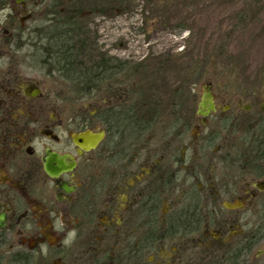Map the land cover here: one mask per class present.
<instances>
[{
	"label": "flooded vegetation",
	"instance_id": "1",
	"mask_svg": "<svg viewBox=\"0 0 264 264\" xmlns=\"http://www.w3.org/2000/svg\"><path fill=\"white\" fill-rule=\"evenodd\" d=\"M86 5L0 0V264H264V166L251 157L264 126L239 145L221 119L205 132L213 96L214 112L200 116L197 105L184 125H161L163 141L149 148L142 138L159 127L148 111L58 105L48 85L66 80L95 85L79 101L116 95L99 86L117 81V62L83 61ZM191 128L200 132L185 141ZM99 132L81 148L80 135ZM54 157L64 165L51 176Z\"/></svg>",
	"mask_w": 264,
	"mask_h": 264
},
{
	"label": "rangeland",
	"instance_id": "2",
	"mask_svg": "<svg viewBox=\"0 0 264 264\" xmlns=\"http://www.w3.org/2000/svg\"><path fill=\"white\" fill-rule=\"evenodd\" d=\"M101 1L86 5L83 61L86 67L103 58L117 62V81L99 86L115 89V99L104 92L109 102L79 101L80 93L95 87L87 82L48 85L62 109L90 112L109 103L120 113L136 110L141 117L148 111L159 128L142 140L155 148L164 133L160 126L184 125L209 84L219 109L205 132L221 119L234 127L232 141L239 145L238 137L264 126V0ZM99 9L103 13L95 12ZM199 132L189 129L184 140H194ZM128 136L123 130L113 149L122 148ZM109 155L102 158L115 157ZM101 168L107 173L110 166L103 160ZM255 178L248 174L246 181ZM248 215L253 220L254 213Z\"/></svg>",
	"mask_w": 264,
	"mask_h": 264
},
{
	"label": "water",
	"instance_id": "3",
	"mask_svg": "<svg viewBox=\"0 0 264 264\" xmlns=\"http://www.w3.org/2000/svg\"><path fill=\"white\" fill-rule=\"evenodd\" d=\"M210 85L207 84L204 86L203 94L200 98L199 104H198V110L197 114L203 117L208 116L210 113L215 111V105L213 103V95L210 92ZM103 138V132H99L95 135H90L88 133L84 135H80V139L83 144H81V148L88 151L92 148H94ZM74 143L78 145V141L76 137L73 136ZM51 161H54L58 164V167L55 168V170H51L48 166V164H45V168L48 174L51 176L58 175L61 170H63L61 167L64 165L62 158L54 157L51 159ZM73 166L71 164L70 168Z\"/></svg>",
	"mask_w": 264,
	"mask_h": 264
},
{
	"label": "trees",
	"instance_id": "4",
	"mask_svg": "<svg viewBox=\"0 0 264 264\" xmlns=\"http://www.w3.org/2000/svg\"><path fill=\"white\" fill-rule=\"evenodd\" d=\"M261 136L262 137L260 139L253 140V143L256 142V144L253 145V147L255 148V151H254L255 155L254 157L253 156L251 157L256 159L260 164H262V166H264V134H261ZM259 141H261L262 143L260 144Z\"/></svg>",
	"mask_w": 264,
	"mask_h": 264
}]
</instances>
